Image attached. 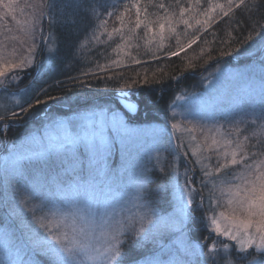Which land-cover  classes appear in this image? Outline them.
<instances>
[{"label":"snow or ice","instance_id":"6c2138e0","mask_svg":"<svg viewBox=\"0 0 264 264\" xmlns=\"http://www.w3.org/2000/svg\"><path fill=\"white\" fill-rule=\"evenodd\" d=\"M221 22L225 37L203 40L219 47L185 60H204L202 90L176 94L163 127L134 126L129 89L166 78L161 63L149 79L150 63ZM62 48L81 64L66 80L49 75ZM224 57L251 63L226 74ZM134 65L143 76L116 71ZM92 79L117 86L110 99L84 91ZM39 111L43 134L0 156V264H125L129 248L130 264H264V0H0V133Z\"/></svg>","mask_w":264,"mask_h":264},{"label":"trees","instance_id":"16d2710c","mask_svg":"<svg viewBox=\"0 0 264 264\" xmlns=\"http://www.w3.org/2000/svg\"><path fill=\"white\" fill-rule=\"evenodd\" d=\"M9 26H11V21L9 20ZM227 30V25L222 22L218 25H213L211 29H209L208 33H205L204 36L197 42V44L193 45L192 48L187 49L185 53H182L179 57H172L171 60H163V61H153L150 63L149 67V79L152 78V72L155 70L156 65L163 63L165 68L162 72H158L157 75L161 77H165V80L162 84H152L151 86H143L141 88H132L130 91L137 93L135 99L140 102V115L136 121H142L143 123L154 126L155 124L164 125L167 106L173 100L174 96L181 91H201V73L203 72L204 60L201 59L197 63L196 69L193 70H185V60L191 59L195 55L199 54L200 48H207L211 46L213 49L219 47V40L217 39L216 43L211 45H205L203 43L204 39L208 41H213V36L211 33L215 32L216 37L224 38ZM66 40L67 37L65 36ZM172 47H175V42L172 41ZM66 49L62 48L60 54L53 60L49 61L50 72L49 75L55 77L60 80H66L67 74H71L72 76H77L81 70V64L79 63H69L64 60V52ZM215 54V53H214ZM41 60L47 59V54L41 55ZM206 58V57H205ZM101 62H104L101 59ZM250 62L247 58H239L234 59L232 57H224L223 64L224 67L234 69L235 66H240V64H247ZM214 61H209V64L212 67L209 68L210 71L215 69ZM86 66V65H85ZM144 65H134L131 69H118L116 71H121L125 76H132L134 74L135 69H139L141 75L144 74ZM183 72V76L179 81H173L170 77L175 74H179ZM107 75V74H101ZM203 75H207V72H203ZM31 77L29 75H25L24 79L19 83V88H24L28 83ZM47 79V77H45ZM88 79V78H85ZM91 83L93 88L91 90L84 89L85 92L89 93L90 97H95L97 99H110L111 98V90H114L116 85H114L111 81L108 82L109 92L105 93L103 89L105 88L104 80H96L92 79ZM15 87L8 89V91H16ZM55 94L63 95L64 93L61 91H57ZM68 115L65 116L64 114ZM49 116L54 119H70L71 113L69 112L67 107H62L61 105L53 104L51 107V111ZM46 121L43 119V111H39L35 114V116L29 120L28 123L20 125L17 124L15 127L9 129L6 136L3 133H0V153H4V148L8 145L10 141L13 139H24L29 137L30 135L42 134L43 133V125ZM154 176L157 179V183L162 179L159 173H155ZM202 215L200 210H197L193 213V221H192V236L198 237L200 240H203L204 237L208 234L205 228L197 229L201 222L200 216ZM202 225V224H201ZM139 253L136 252L135 249H128L127 256L125 258V264H130L131 261L135 260Z\"/></svg>","mask_w":264,"mask_h":264},{"label":"rangeland","instance_id":"374dc122","mask_svg":"<svg viewBox=\"0 0 264 264\" xmlns=\"http://www.w3.org/2000/svg\"><path fill=\"white\" fill-rule=\"evenodd\" d=\"M248 63H251V61L250 62H248ZM245 65L244 64H240V66H235L234 67V69L232 70V69H230V68H227V67H224V72L227 74V73H229V72H231V71H235L236 69H242L243 67H244ZM213 71H215V69L213 70ZM207 76V75H206ZM10 92V91H9ZM133 124H134V126H136V127H139V128H149V127H151V128H157V127H163L162 125H160V124H155L154 126H150V125H147V124H145V123H143L142 121H134L133 122ZM43 134V133H42ZM0 156H3V153L1 152L0 153ZM169 160H171V157H169ZM182 170V169H181ZM192 226V225H191ZM203 229L204 227L200 224V226L198 227V228H196V230L197 229ZM209 235V233L206 235V236H208ZM194 239H197V240H200V238H198V237H193ZM212 239H217L214 235L211 237V239H209L208 241H207V243H211V240Z\"/></svg>","mask_w":264,"mask_h":264},{"label":"water","instance_id":"95a60500","mask_svg":"<svg viewBox=\"0 0 264 264\" xmlns=\"http://www.w3.org/2000/svg\"><path fill=\"white\" fill-rule=\"evenodd\" d=\"M139 113V112H138Z\"/></svg>","mask_w":264,"mask_h":264}]
</instances>
